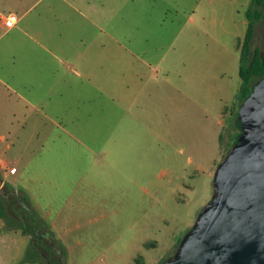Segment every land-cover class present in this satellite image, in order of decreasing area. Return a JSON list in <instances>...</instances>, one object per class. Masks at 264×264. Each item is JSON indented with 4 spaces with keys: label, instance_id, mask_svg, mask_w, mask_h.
Wrapping results in <instances>:
<instances>
[{
    "label": "rangeland",
    "instance_id": "374dc122",
    "mask_svg": "<svg viewBox=\"0 0 264 264\" xmlns=\"http://www.w3.org/2000/svg\"><path fill=\"white\" fill-rule=\"evenodd\" d=\"M96 4L101 75L111 78L102 84L111 87L81 105L70 98L69 122L48 131L47 145L9 140L7 155L23 157L10 183L0 169V195L7 213L2 194L24 198L61 253L54 264H161L209 202L238 132L250 0ZM262 43L259 20L251 49ZM15 225L0 219V264H47Z\"/></svg>",
    "mask_w": 264,
    "mask_h": 264
},
{
    "label": "crops",
    "instance_id": "0c3cea01",
    "mask_svg": "<svg viewBox=\"0 0 264 264\" xmlns=\"http://www.w3.org/2000/svg\"><path fill=\"white\" fill-rule=\"evenodd\" d=\"M96 2L0 0L8 8L0 16H17L10 29L0 20V169L7 182L13 161L23 157L21 152L7 155L9 140L22 138L28 147L47 145L48 131L69 122L70 98L81 105L111 87L102 84L111 78L101 75V7ZM112 88L110 94L117 96Z\"/></svg>",
    "mask_w": 264,
    "mask_h": 264
},
{
    "label": "water",
    "instance_id": "95a60500",
    "mask_svg": "<svg viewBox=\"0 0 264 264\" xmlns=\"http://www.w3.org/2000/svg\"><path fill=\"white\" fill-rule=\"evenodd\" d=\"M234 125L239 133L215 169L209 202L161 264H264V76Z\"/></svg>",
    "mask_w": 264,
    "mask_h": 264
},
{
    "label": "trees",
    "instance_id": "16d2710c",
    "mask_svg": "<svg viewBox=\"0 0 264 264\" xmlns=\"http://www.w3.org/2000/svg\"><path fill=\"white\" fill-rule=\"evenodd\" d=\"M261 8L264 9V0H250V4L245 11V18L247 24L242 42V51L240 53L239 58V77L242 82V89L240 91L241 103L243 99L249 94L252 84L259 78L264 76V14L262 13ZM259 20L261 21L263 29L262 47L260 49H251V42L254 33V24L256 21ZM238 133L239 131L237 132V134ZM236 136L233 138V142ZM0 219L5 223L6 226L10 228L16 227L15 221L7 213L4 207V202L1 195ZM21 229L23 228L21 227ZM23 232L26 233L24 229ZM28 259H30V251H28Z\"/></svg>",
    "mask_w": 264,
    "mask_h": 264
},
{
    "label": "flooded vegetation",
    "instance_id": "af4514ba",
    "mask_svg": "<svg viewBox=\"0 0 264 264\" xmlns=\"http://www.w3.org/2000/svg\"><path fill=\"white\" fill-rule=\"evenodd\" d=\"M2 196L6 201L8 214L16 223L22 226L35 248L46 259L47 264H54L53 260L60 262L57 255L61 253L57 254L58 250L54 247L53 241L48 237L45 227L37 219L24 198L14 192H7L6 194H2Z\"/></svg>",
    "mask_w": 264,
    "mask_h": 264
},
{
    "label": "built area",
    "instance_id": "2783aa9c",
    "mask_svg": "<svg viewBox=\"0 0 264 264\" xmlns=\"http://www.w3.org/2000/svg\"><path fill=\"white\" fill-rule=\"evenodd\" d=\"M0 20H1L2 24L4 25V27H6L7 29H10V28L14 27V25L17 21V16L14 13H9L7 15L0 16ZM8 172L10 174H13L16 172V168L12 167V168L8 169Z\"/></svg>",
    "mask_w": 264,
    "mask_h": 264
}]
</instances>
